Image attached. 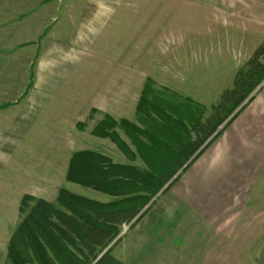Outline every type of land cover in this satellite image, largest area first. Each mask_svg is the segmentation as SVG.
<instances>
[{
  "label": "rangeland",
  "instance_id": "obj_1",
  "mask_svg": "<svg viewBox=\"0 0 264 264\" xmlns=\"http://www.w3.org/2000/svg\"><path fill=\"white\" fill-rule=\"evenodd\" d=\"M205 1H63L58 34L42 47L47 59L46 66H40V88L25 90V99L7 111V139L0 140V264L6 263V246L20 219L23 194L54 201L64 187L101 202L114 198L65 178L73 151L91 149L112 162L144 167L122 128L115 130L130 154L111 138L90 131L105 113L145 128L136 116V105L146 78L154 82L153 89L164 87L161 95L179 103L184 113L188 106L196 114L204 107V124L224 92L234 86L238 73L251 61L264 66V30L241 28L223 0H214L213 11L203 5ZM263 84L264 79L250 95ZM227 120L213 135L222 132ZM77 122L83 124L81 128ZM186 126L194 137L196 130L188 119ZM182 168L176 173L179 177L186 169ZM162 195L159 191L153 196L140 218L125 223L126 228L122 225L107 246L123 264H197L205 256L202 251L179 250L178 223L170 228L163 224L167 211L160 208ZM152 216L154 220L147 223ZM260 216L250 227L261 223ZM239 256L246 257V264H262L260 256L264 258L259 251ZM192 259L193 263H186Z\"/></svg>",
  "mask_w": 264,
  "mask_h": 264
},
{
  "label": "trees",
  "instance_id": "obj_2",
  "mask_svg": "<svg viewBox=\"0 0 264 264\" xmlns=\"http://www.w3.org/2000/svg\"><path fill=\"white\" fill-rule=\"evenodd\" d=\"M263 79L264 66L251 61L213 106L214 114L202 124L204 107L196 114L188 106L184 113L179 103L161 95L164 87L153 89L154 82L146 78L136 105V116L145 128L105 113L90 131L111 138L130 154L115 130L116 126L122 128L144 167L112 162L91 149L73 151L65 178L114 198L101 202L64 187L58 189L54 201L23 194L20 219L7 242L5 264H123L111 253V247L107 248L122 224H133L153 196L169 189L180 175L176 174L178 170L183 167V171L220 134L219 130L213 135L220 124L227 119L228 124L252 99L251 91ZM31 85L30 81L28 88ZM187 119L196 130L194 137L187 131ZM76 125L81 128L83 124Z\"/></svg>",
  "mask_w": 264,
  "mask_h": 264
},
{
  "label": "crops",
  "instance_id": "obj_3",
  "mask_svg": "<svg viewBox=\"0 0 264 264\" xmlns=\"http://www.w3.org/2000/svg\"><path fill=\"white\" fill-rule=\"evenodd\" d=\"M63 1L0 0V140L7 139V111L40 88V66L47 59L42 47L58 34ZM223 1L241 28L264 30V0ZM205 3L213 11L217 2ZM160 199L167 211L163 224L178 223L182 254L204 252L197 264H246L240 253L264 254L258 240L264 237V84ZM259 216L261 223L250 227Z\"/></svg>",
  "mask_w": 264,
  "mask_h": 264
},
{
  "label": "built area",
  "instance_id": "obj_4",
  "mask_svg": "<svg viewBox=\"0 0 264 264\" xmlns=\"http://www.w3.org/2000/svg\"><path fill=\"white\" fill-rule=\"evenodd\" d=\"M125 228L127 227L125 223L122 224Z\"/></svg>",
  "mask_w": 264,
  "mask_h": 264
}]
</instances>
